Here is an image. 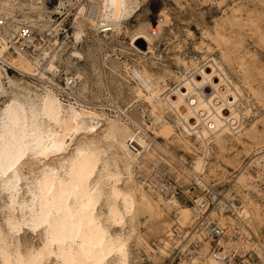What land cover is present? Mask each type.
<instances>
[{"label":"bare ground","instance_id":"bare-ground-1","mask_svg":"<svg viewBox=\"0 0 264 264\" xmlns=\"http://www.w3.org/2000/svg\"><path fill=\"white\" fill-rule=\"evenodd\" d=\"M149 2L161 0H0V264H140L132 258L136 238L154 264L173 247L191 256L179 264H233V252L246 256L252 251L264 264V146L253 148L264 138V119L246 127L252 104L264 108V94L254 85L247 64L252 53L237 47L231 34L235 28L240 34L258 28L251 6L256 10L264 0L232 1L214 27L202 32L198 49L203 61L188 59L187 44L180 41L166 9L154 11V21L136 31L128 29ZM73 10V32L66 33L74 45L70 59L81 63L88 53L100 84L104 70L123 72L135 82L134 99L142 102L144 111L128 119L139 134L86 103L84 69L69 61L65 71L60 69L67 41L56 36ZM56 15L63 20L56 23ZM100 21L110 27L105 34H100ZM153 24L158 32L152 35ZM24 26H31L45 43L25 38ZM188 36H193L191 30ZM163 45L174 58L168 65L159 64ZM117 52L135 57L133 63L112 59ZM171 63L178 72L170 69ZM226 66L238 75V82ZM8 67L18 75L11 76ZM61 73L75 80L72 86L57 83ZM27 77L39 86L24 81ZM61 93L71 101L62 100ZM146 115L165 146L152 148L145 140L138 120L145 122ZM130 142L135 143L133 149ZM232 144L242 147L251 160L235 167L238 174L232 182L223 172L219 181L232 185L226 193L217 192L210 175L217 179L219 170L209 161ZM171 147L192 154V168L176 159ZM168 158L184 169V174L176 172L179 182L196 180L202 195L195 206L182 205L161 176L174 171ZM149 168H155L151 182H137L135 172ZM160 191L174 195L165 197ZM213 200L216 207L206 209L208 216L199 220L196 211ZM230 209L236 218L226 215ZM146 213L158 222L157 250L137 232L135 220ZM211 222L221 233L224 230L214 250L207 237ZM25 229L37 240L23 241Z\"/></svg>","mask_w":264,"mask_h":264},{"label":"rangeland","instance_id":"rangeland-1","mask_svg":"<svg viewBox=\"0 0 264 264\" xmlns=\"http://www.w3.org/2000/svg\"><path fill=\"white\" fill-rule=\"evenodd\" d=\"M232 1L234 0H178V2H176L175 0H161L159 4H152V2H149L147 6L143 8L141 13L129 22L128 29H130V31H136L141 24L147 23L148 21H154V19H152L154 11L166 9L175 24L174 27L178 31L180 41L185 42L187 44V48L185 51H187L188 59H193L195 61H203L202 53H200L201 51L198 49L201 46L202 42V32L205 29H212L214 27L216 21L221 19L224 14V11L227 10V6L231 5ZM251 8L253 10V13H255L254 19L257 21L258 28L254 30H247L242 34H240L239 32V28H235L231 34L233 37V41H237L238 43L237 47H239L240 49L244 48L246 49V51H250L252 53V61H249V59L246 57V60L248 62L247 64L250 65L252 77L255 81L254 85L264 94V41L262 39V33H264V6L258 7L256 10L253 6H251ZM53 17L56 23L62 21V18L59 15ZM69 22H71V20H69ZM60 28H62V26ZM152 28L157 29V26H154L153 24V26L149 27V30ZM188 30H191L193 36H188ZM61 31L62 29H60V31L58 32L56 39L61 42L66 40L67 45L62 56V61H59L58 64L60 66V69L62 71H65L67 65L66 63L68 61L71 62V64L81 67V69H84L87 80V94L89 95V99L86 101V103L88 105H95L99 111L103 110L106 113L107 117L111 119H120L122 122L126 123L133 131L139 134L140 130H137V127L134 126L131 122V120L135 118V115L137 113L140 116L144 111L143 106L141 104L142 102L138 101L137 99H134L132 89L135 86V82H129L123 72L115 73L113 71L110 72V70H107V72L104 74V70V72L102 73L103 81L102 84H100L93 70V67L91 66L92 58L89 57L88 53L84 52V50L86 51L87 46L83 44L80 45V47H83V52L86 61L80 63L77 60L70 59V52L72 51L74 45L71 38H66V33L60 34ZM72 32L73 30L69 31L68 33L72 34ZM124 41L126 43H129L128 40ZM159 51L163 53L160 54L163 59L160 61L159 64L163 63L164 65H168L167 62L170 59H174L173 54H168V52L165 50V45H163ZM109 52L111 51L109 50ZM243 53H245V51H243ZM120 54V52H117L114 56L112 55V59L118 58L120 61H128L129 63H133L131 59H135V57L131 56L130 58H126L125 56ZM241 56H243V54H241ZM214 57H216L218 60L220 59L218 53H215ZM146 61V63L149 62L148 65H150V61ZM173 63H171L170 69L175 72H178V68ZM226 70L231 74V77L234 81H239L238 75L235 72H232V70H230L228 66H226ZM8 73L13 77L18 75L13 70H8ZM66 76L70 75L61 73L60 76L56 77L57 83L59 85H62L61 83ZM112 77L115 79H113ZM23 79L24 81L35 83V85L39 86V82L33 78L27 77ZM172 83H174V81ZM252 105L253 106H251L250 108L252 110V113L250 117L247 118L246 127H249L252 123L257 120L264 119V108L262 109L257 105ZM121 110H123L127 116L123 114ZM129 117L132 119H128ZM144 119L145 122L138 120V124L146 132V134H144L145 140L150 144L152 148H155V146L158 145L165 146V141L158 138L155 134V131H157V127L152 126L153 121L147 115ZM171 123L175 127V131L179 133L175 121L172 120ZM263 139L264 138H262V140L257 141L256 147L254 145L253 148H260L261 146H264ZM134 145L135 143H129V147L131 149H133ZM157 150L159 153L162 154L159 149ZM171 151L175 153L176 159L185 161L186 167H188L189 169L192 168L194 163V157L192 154H189L181 149L174 150L173 148ZM250 158L247 156L246 152L242 149V147H235L234 144L229 145V148L225 152L216 151L214 156H212L209 161L212 166L219 170L217 174H220L217 179L215 178V176L210 175L212 180L211 187L214 188L213 190L217 192L226 193L231 188L232 184L224 181H219L221 174L225 172L227 180L232 182L233 178L238 174L237 168L235 167H239L240 164L243 167L248 165L251 160ZM167 160L172 164L174 171L170 172L166 170L161 174V176L163 177L165 182L173 190H175V192H177V200L182 205L186 207L195 206L194 201L197 199L198 196L202 195V191L196 185V180L194 178H190L188 183H182V181L179 182L176 177V172L184 174L185 172H183V167L180 166L178 162H173L169 158ZM154 170L155 168H149V172L136 171L135 174L137 182H139L140 184L150 183ZM261 190L264 192V182L261 185ZM160 192L162 193V195L165 196L162 191ZM237 194L238 193L236 191L232 192V195L235 197L237 205L240 206V194L239 196ZM172 195L174 194L169 193L168 195L166 194L165 197L170 198L172 197ZM3 201L4 198H0V207L2 206ZM259 201L262 202V200ZM214 207L216 206H212L211 209H213ZM226 215H229L232 218H236L235 216H232L228 211H226ZM174 217L175 212L172 211L170 213V218L173 219ZM2 218L3 214L0 210V223H2ZM157 223L158 222L156 221V219L151 218L147 213L139 215L135 220V225L137 227V232L139 233V236L144 239L145 243L147 242V244H149L150 247L154 250H157L158 248L160 237V230L158 228ZM192 229L193 228H189L187 230L191 232ZM25 231V234L24 232L21 233L23 241L30 242L33 238L34 240H37L36 234H34L28 229H25ZM261 232L262 231L259 232L260 237H262ZM255 240L256 239H253V241ZM259 240L262 239L259 238ZM211 245H213V243H211ZM131 250L132 258L137 259L138 263L154 264V262L151 261L148 255L146 254L143 247L138 246L137 238L135 239V242H133ZM254 253L255 252L252 251L251 254L256 259V255H254ZM188 254L189 251L185 254L184 252H181V249H175V247H173L172 251L169 252V256L163 258L160 261V264H179L182 259H188L191 257L190 255L186 256Z\"/></svg>","mask_w":264,"mask_h":264},{"label":"built area","instance_id":"built-area-1","mask_svg":"<svg viewBox=\"0 0 264 264\" xmlns=\"http://www.w3.org/2000/svg\"><path fill=\"white\" fill-rule=\"evenodd\" d=\"M31 2H34V3H37V4H41L42 2H45V3H50L51 1L53 0H29ZM74 12L75 10H73V12L70 14V16L64 21V24L62 26V31L60 34L62 33H68L69 31H72L73 28H72V23L69 22V19L70 18H74L76 16H74ZM63 20V18H62ZM109 23H110V20H109ZM98 28H99V31H100V34H105L107 31H109V26H107V23L105 21H100V23L98 24ZM26 28H23L22 30V34H24L25 38L33 41L34 43H45V38L42 36V35H39L35 32V30H33V28L31 26H24ZM149 32L153 35L155 32L157 33L158 32V28L157 29H150ZM8 70H13L14 72H16L14 69L12 68H7ZM69 79V80H68ZM73 81H75L73 78H71L70 76H66L64 78V80L62 81V87H69V86H72L73 85ZM60 97L62 100L64 101H67L68 100H71L70 99V96L67 95L66 93H61L60 94ZM177 194V192H176ZM216 199V198H214ZM212 206H216L214 200L211 201L207 207L205 206H201L197 211H196V214H197V217L199 220L201 219H204V217H207L208 215H206L207 213V210L212 207ZM207 209V210H206ZM232 216L233 215V212L232 210H227ZM236 217V216H235ZM215 222H211V225H210V228L208 229V234L209 236L208 239H212V248L213 250L216 249V246L219 244L221 238L224 236V234L222 235V233L224 232V230L222 231V233L220 232V230L217 229L216 226H214ZM254 252V251H253ZM252 252H248L246 256H243V255H240V254H236V252H233L231 257L233 259V264H236V263H242V264H260L261 262H258V260H256L255 258L252 259V257L250 255ZM239 258H238V257ZM241 256V257H240ZM255 259V260H254ZM246 261V262H245ZM262 264V263H261Z\"/></svg>","mask_w":264,"mask_h":264}]
</instances>
